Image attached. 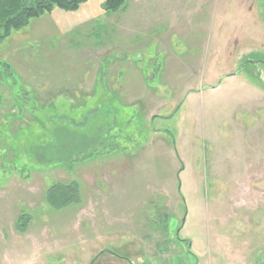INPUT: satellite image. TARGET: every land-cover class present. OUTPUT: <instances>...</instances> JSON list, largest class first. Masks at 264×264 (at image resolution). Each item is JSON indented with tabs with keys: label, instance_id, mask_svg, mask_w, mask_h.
Listing matches in <instances>:
<instances>
[{
	"label": "rangeland",
	"instance_id": "1",
	"mask_svg": "<svg viewBox=\"0 0 264 264\" xmlns=\"http://www.w3.org/2000/svg\"><path fill=\"white\" fill-rule=\"evenodd\" d=\"M0 264H264V0H86L0 41Z\"/></svg>",
	"mask_w": 264,
	"mask_h": 264
},
{
	"label": "trees",
	"instance_id": "2",
	"mask_svg": "<svg viewBox=\"0 0 264 264\" xmlns=\"http://www.w3.org/2000/svg\"><path fill=\"white\" fill-rule=\"evenodd\" d=\"M84 1L86 0H0V41L55 6L72 11L78 9ZM126 1L105 0L106 10L118 11ZM78 198L79 188L74 181L68 183L58 181L48 187L47 200L55 207L69 205Z\"/></svg>",
	"mask_w": 264,
	"mask_h": 264
}]
</instances>
